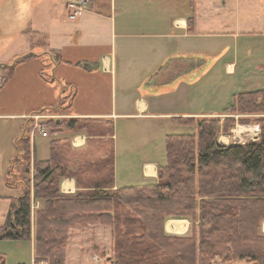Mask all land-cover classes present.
I'll return each instance as SVG.
<instances>
[{
	"label": "crops",
	"instance_id": "obj_1",
	"mask_svg": "<svg viewBox=\"0 0 264 264\" xmlns=\"http://www.w3.org/2000/svg\"><path fill=\"white\" fill-rule=\"evenodd\" d=\"M67 2L31 0L28 5L19 0L28 8L30 22L28 29L19 31L14 14L19 9H1L0 1V30L11 29L0 34V65L31 51H57L63 62L54 67V76L74 90L62 118L88 119L97 128L92 135L51 129L47 136L36 134L30 140L36 160L49 158L52 141L65 140L77 153L70 156L82 169V184L73 177L61 178L63 194L92 189L89 180L107 174L103 168L107 157L113 161V189L155 185L158 168L166 164L165 138L197 132L195 126L176 124L175 119L237 117L225 111L234 95L264 90V0H86L84 13L73 26ZM47 63L48 59L36 58L20 66L31 69L25 80L39 95L36 107L25 111L16 105L17 91L8 89L11 77L3 81L0 70V226L11 199L20 192V187L7 184V173L24 117L57 101L58 90L40 76ZM18 70L19 65L12 75ZM258 128H249L250 134ZM229 138L220 135L218 142L228 145ZM43 206V200L32 199L30 241H0V253L15 254L16 264L22 244L33 264L34 211ZM169 221L179 222V228L168 229ZM95 228L97 243L92 249L111 250L112 228ZM76 230L88 229L70 228L68 242ZM260 231L264 233V221ZM164 232L187 235L190 222L168 219ZM83 246L78 253L86 251Z\"/></svg>",
	"mask_w": 264,
	"mask_h": 264
},
{
	"label": "trees",
	"instance_id": "obj_2",
	"mask_svg": "<svg viewBox=\"0 0 264 264\" xmlns=\"http://www.w3.org/2000/svg\"><path fill=\"white\" fill-rule=\"evenodd\" d=\"M36 58L49 61L41 78L59 85L56 103L37 111L62 115L74 90L54 76V67L63 62L57 51H31L0 65L3 81L16 66ZM225 111L264 114V90L234 95ZM237 122L230 117L175 119L176 124L195 126L197 132L165 138L166 164L158 168L153 186L113 189V161L108 157L103 162L107 174L94 175L89 180L92 189L63 194L61 178L73 177L82 184V169L70 156L77 153L65 140L52 141L49 158L36 160L26 121L7 173V184L20 187V192L11 199L0 241L31 240V201L40 199L44 206L34 211L33 264H64L73 225L110 226L112 264H211L214 257L229 264H264V118L254 121L262 124L257 141L219 144V135L228 134ZM88 125V119L79 118L48 123L54 132L85 131L91 129ZM168 219H187L190 233L166 234ZM0 264H5L1 253Z\"/></svg>",
	"mask_w": 264,
	"mask_h": 264
},
{
	"label": "rangeland",
	"instance_id": "obj_3",
	"mask_svg": "<svg viewBox=\"0 0 264 264\" xmlns=\"http://www.w3.org/2000/svg\"><path fill=\"white\" fill-rule=\"evenodd\" d=\"M2 8L1 9H19V12H13L15 16L18 19L17 26H19V31L28 29L27 27L29 26V15H28V8L26 6H22L19 4V0H0ZM31 0H24V2H27L28 5L30 4ZM70 23V26H73L75 23V20H68ZM11 31V29H2L0 30V34H7ZM34 39V38H33ZM22 50L21 47H19V51ZM21 54V53H20ZM25 64V63H24ZM23 64L19 65V72H16L15 76H10V82L8 89H12L11 91H17L19 94V100L17 101L18 103L16 104L21 111H25L26 108H31V107H36L37 102H39V95L35 93V90L33 89V85H31V82H28L25 80L26 75L29 73L31 69L28 67H23L20 68V66ZM51 87H55L56 90L59 91V85L55 84H49ZM47 94H50L47 93ZM46 94V95H47ZM56 96H58V92H56ZM30 109H28L29 111ZM38 109H36L37 111ZM27 111V112H28ZM65 114V112L63 113ZM236 115V114H232ZM233 119H236L238 122L232 127V129L228 132V134H220V135H225L229 136L230 142L229 144H234L237 142H240L239 144H244L250 141L251 134L249 131V128H252L253 126L257 125L259 128V134L262 130V124L261 123H256L257 119H263L264 114L262 113H248V114H241L237 115V117L232 116ZM62 119V118H61ZM242 119H247L246 121H243ZM90 126L91 129H86V132H90L91 134H94L96 132V126L94 125H88ZM52 128H48L47 131L50 132ZM109 132V131H107ZM105 134V133H104ZM219 135V136H220ZM236 137V138H235ZM219 138V137H218ZM239 139V141H238ZM64 141V140H63ZM38 143V141L36 140ZM64 143V142H63ZM108 158V157H107ZM105 178V177H104ZM263 222V221H262ZM261 225V222H260ZM95 226L98 225H91L90 227H87V225H73V227H77V229L80 227V229H88V230H83L79 232V230L76 232L74 231V236L71 237V239L68 242L67 246V254H65V262L64 264H112V259H111V250L101 253V246L94 247V250L92 249V245L94 243H97L96 237H97V229ZM70 232V229H69ZM69 238V234H68ZM87 243V244H85ZM23 246L19 249V252L17 254L19 258V264H31V253L27 250L25 244H22ZM82 245L83 249H86V251H82V253H78L80 247ZM97 248V250L95 249ZM98 256L100 259H96L95 257ZM4 259H5V264H16L14 261L15 259V254H12V252H8L7 254L4 253ZM211 264H229V263H224L221 262L217 257H214L213 260H211ZM233 264H249V263H233Z\"/></svg>",
	"mask_w": 264,
	"mask_h": 264
},
{
	"label": "built area",
	"instance_id": "obj_4",
	"mask_svg": "<svg viewBox=\"0 0 264 264\" xmlns=\"http://www.w3.org/2000/svg\"><path fill=\"white\" fill-rule=\"evenodd\" d=\"M85 3L86 0H68L67 2V16L69 20H76L79 18L85 10ZM63 116L49 113V112H42V111H35L27 116L24 117L25 121L29 122L30 131H29V140H32L36 134H39L43 137L47 136L49 128L48 123L54 120H59ZM258 131H254L251 135V139L249 142L257 141L259 138ZM236 138V137H235ZM239 141V139H238ZM238 144L240 142H237ZM72 144L76 145V138L72 139Z\"/></svg>",
	"mask_w": 264,
	"mask_h": 264
},
{
	"label": "bare ground",
	"instance_id": "obj_5",
	"mask_svg": "<svg viewBox=\"0 0 264 264\" xmlns=\"http://www.w3.org/2000/svg\"><path fill=\"white\" fill-rule=\"evenodd\" d=\"M168 223L171 224V225L167 226L168 229H170L172 225L175 226V228H179V226H180L179 222L169 221Z\"/></svg>",
	"mask_w": 264,
	"mask_h": 264
},
{
	"label": "water",
	"instance_id": "obj_6",
	"mask_svg": "<svg viewBox=\"0 0 264 264\" xmlns=\"http://www.w3.org/2000/svg\"><path fill=\"white\" fill-rule=\"evenodd\" d=\"M234 144H237V143H234Z\"/></svg>",
	"mask_w": 264,
	"mask_h": 264
}]
</instances>
